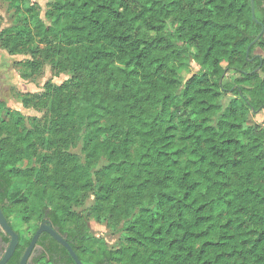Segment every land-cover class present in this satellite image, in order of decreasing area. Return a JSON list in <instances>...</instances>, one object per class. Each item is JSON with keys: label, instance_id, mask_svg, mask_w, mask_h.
Here are the masks:
<instances>
[{"label": "trees", "instance_id": "trees-1", "mask_svg": "<svg viewBox=\"0 0 264 264\" xmlns=\"http://www.w3.org/2000/svg\"><path fill=\"white\" fill-rule=\"evenodd\" d=\"M7 1L0 48L30 55L20 77L44 61L70 74L21 94L44 122L0 101V207L19 235L7 264L45 218L82 264H264V127L248 124L264 109V30L246 54L264 0L257 20L250 0H51L43 17ZM37 244L39 264H75L47 232Z\"/></svg>", "mask_w": 264, "mask_h": 264}, {"label": "rangeland", "instance_id": "rangeland-1", "mask_svg": "<svg viewBox=\"0 0 264 264\" xmlns=\"http://www.w3.org/2000/svg\"><path fill=\"white\" fill-rule=\"evenodd\" d=\"M51 0H31L32 3L37 5L40 10L41 16H44L45 11L49 8ZM0 15L2 25L0 30L14 24L12 19V10L9 9V1L0 0ZM257 55H263L264 50L257 48L255 50ZM30 59L29 54H9L6 50L0 48V101H3L11 110H18L21 114L28 118L35 116L40 122L45 120V110H38L33 106L24 107L21 101L22 95H41L44 93V84L46 82H52L54 84H61L70 77L67 72H61L55 76L52 69V65L49 61H44L41 69L30 80H26L20 77L19 74V62ZM190 73H196L199 70V66L191 61ZM22 94V95H21ZM233 96L230 93H224L222 97V105L225 107ZM248 124L254 127H264V109L250 114L248 116ZM71 151L81 154L80 146L75 145L70 148ZM102 164V163H101ZM94 195L89 193L84 203L77 208V210L86 209L93 204ZM88 225L93 233L98 236L104 237L110 244L119 245L124 241L123 225L121 224L119 229L115 233H111L106 229L104 224L94 221L89 218Z\"/></svg>", "mask_w": 264, "mask_h": 264}, {"label": "water", "instance_id": "water-1", "mask_svg": "<svg viewBox=\"0 0 264 264\" xmlns=\"http://www.w3.org/2000/svg\"><path fill=\"white\" fill-rule=\"evenodd\" d=\"M251 2V8H252V17L254 20H257L255 17V9H254V0H250ZM264 28H261L260 33L257 35V37L250 43L246 50V54H249V48L250 46L259 39L260 35L263 33ZM0 227L2 228V231L5 232L6 234L9 235L10 241L8 243V246L3 253L1 259H0V264H6L7 261L11 258L13 255L18 242H19V235L17 232H15L11 226L9 225L6 217L4 216L1 208H0ZM42 232H47L50 234L53 239H55L57 242H59L69 253V255L72 257L73 261L75 264H82L78 256L76 255L75 251L71 247L70 243L65 239V236L62 235L59 232V228L57 226H52V224L49 222L47 218H45L38 226L37 230L31 237V240L28 244V246L25 248L24 253L19 261L18 264H27L30 254L33 251L34 246L37 243V240Z\"/></svg>", "mask_w": 264, "mask_h": 264}, {"label": "flooded vegetation", "instance_id": "flooded-vegetation-1", "mask_svg": "<svg viewBox=\"0 0 264 264\" xmlns=\"http://www.w3.org/2000/svg\"><path fill=\"white\" fill-rule=\"evenodd\" d=\"M9 241H10L9 235L6 234L5 232H3L2 231V228L0 227V259H1L2 255H3V253L5 252V250H6L7 246H8ZM23 253H24V251H23ZM23 253H22V255H23ZM22 255H21V257H22ZM42 256H43V250H42L41 246L36 243V245L33 248V251L30 254V257H29V260H28V263L27 264H39V261L41 260ZM21 257H20V259H21Z\"/></svg>", "mask_w": 264, "mask_h": 264}]
</instances>
